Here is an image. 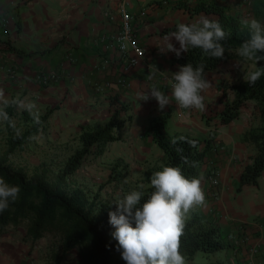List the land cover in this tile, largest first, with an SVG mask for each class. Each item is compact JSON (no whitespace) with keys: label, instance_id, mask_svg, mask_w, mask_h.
<instances>
[{"label":"crops","instance_id":"obj_1","mask_svg":"<svg viewBox=\"0 0 264 264\" xmlns=\"http://www.w3.org/2000/svg\"><path fill=\"white\" fill-rule=\"evenodd\" d=\"M158 1L0 0L3 14H11L16 25L20 24V28H15L17 31L9 33L7 50L0 52L12 54L19 79L30 87H39L34 77L36 71L58 73V79L44 92L84 110L91 120L106 119L120 103L129 107L139 124L166 115L168 135L206 137L210 129L207 118L212 110L216 114L221 108L219 99L215 102L212 98V88L203 93L204 112L192 110L189 114L178 109L175 101L161 111L155 99H139L140 94L153 86L169 94V72L179 70L172 62L175 53L159 52L162 36L173 32L170 29L180 23L195 22L202 14L211 16L191 12L181 5L173 7L172 3L154 5ZM121 4L133 15V27L145 50L134 66H128V56L120 55L114 38ZM142 11L144 15H140ZM173 43L179 48L178 42L173 40ZM209 73L205 72L207 79ZM150 74H154L153 79H148ZM216 126L215 144L201 165V186L204 164L214 159L219 173V193L216 198L206 196L207 207L198 209L196 215L203 214L206 222L218 225L222 236L236 235L234 246L221 250L226 259L247 264L251 258L255 264H264V171L257 185L238 189L240 172L255 153L253 145L242 140V134L251 127L250 114L241 113L231 122H218ZM250 249L255 252L251 253ZM0 257V264H32L36 256L28 243L3 238Z\"/></svg>","mask_w":264,"mask_h":264},{"label":"trees","instance_id":"obj_2","mask_svg":"<svg viewBox=\"0 0 264 264\" xmlns=\"http://www.w3.org/2000/svg\"><path fill=\"white\" fill-rule=\"evenodd\" d=\"M188 9L218 19L224 30L230 32V36L222 42L225 48L223 59L210 58L199 49L189 48L180 58L173 56L172 62L178 68L191 62L194 67L203 64L204 71L208 72L222 62L241 58L236 50L249 38V29L237 15L226 12L225 7L214 0L198 2ZM170 30L176 31L177 25ZM258 64L264 67V61ZM229 89L232 96L223 101V107L217 114L218 121L227 124L238 118L241 106L248 101L252 102L259 121L258 125L251 126L242 134V140L251 143L255 153L240 172V189L243 185H257L258 177L264 171V75L255 86L243 80L231 84ZM47 117L48 112L39 117L31 116L33 126L28 131L11 135L0 154V177L21 189L18 199L0 214V233L9 228H22V239L31 244L50 236L52 241L47 264H63L64 257L72 249L77 250L80 264H126L116 251L118 242L111 235L115 229L109 224L108 213L116 210L115 203L100 198L98 193H88L72 178L89 157L101 155L107 143L120 138L115 132L122 127L123 121L113 115L102 126L83 130L79 135L80 145L56 168L41 162L29 171L24 166L8 163L9 156L23 147L31 133ZM166 119V115L153 118L149 125L151 138L162 151V156L159 164L144 171L140 184L145 187L141 189L139 184L133 190L144 193L142 203L154 191L150 186V177L165 166L180 167L187 178L201 179V165L214 144L213 132L202 138L189 134L168 135L164 129ZM189 141H194L195 146ZM229 247L230 243L223 238L218 225L206 222L198 215L187 220L185 234L181 239V253L186 259H192L198 250L214 253ZM207 264L228 263L215 260Z\"/></svg>","mask_w":264,"mask_h":264},{"label":"rangeland","instance_id":"obj_3","mask_svg":"<svg viewBox=\"0 0 264 264\" xmlns=\"http://www.w3.org/2000/svg\"><path fill=\"white\" fill-rule=\"evenodd\" d=\"M199 1L159 0L154 5L172 3L173 7L181 5L189 10L188 8H192ZM216 2L224 6L226 12L237 15L241 20L255 18L264 23V0H218ZM191 4L193 6H190ZM1 13L0 51H5L7 50L6 46H8L6 39L9 33L17 31L15 28H20V24L16 25L17 22L11 14L5 15L3 11ZM144 14L145 12L142 11L140 15ZM10 55L12 54L9 52H0V154L4 151L6 142L11 135L28 131L33 126L31 116L39 117L48 112V117L31 133L23 147L16 149L9 156L8 163L24 166L29 171L41 162H46L51 168H56L80 145L79 135L83 130L102 126L113 115H116L117 120L123 121L122 127L115 132L120 138L107 143L101 155L89 157L83 163L72 176L76 183L88 193H98L100 198L115 203L140 184L146 169L160 163L161 151L152 140L149 128L153 118L150 122L139 124L136 119L134 120L129 107L119 103L118 108L111 113L112 116L110 115L106 119L91 120L86 113H83L84 110H77L76 106L73 107V104L68 101L63 102L59 96H47V93L44 92L45 89L55 81L40 83L37 74L45 71L34 73L35 81L39 86L37 89L28 86L23 82V79H19V74L15 69L17 63ZM260 67L262 66L254 64L252 61L235 58L220 63L216 69L210 71L208 80L212 83L211 88L214 92L212 98L214 101L219 99L220 109L223 107L225 98L232 96L229 86L243 81L246 72ZM217 112L215 114V111L212 110V114L207 118V123L210 125L208 134L213 132L215 141L217 136L216 125L219 122ZM241 113L250 114L251 126L258 125L257 113L251 102L248 101L241 106ZM204 170L202 189L205 196L216 198L219 193L220 182L214 159H210L204 164ZM196 213L197 210L192 212L190 217ZM202 216L204 215L201 214L199 217L204 220ZM23 233L22 228H9L6 232L0 233V239L8 238L13 242L28 243L32 254L36 256L32 264H47L48 249L52 238L46 236L31 244V242H25L22 239ZM223 238L230 243L228 249L234 246L233 240L224 235ZM222 251L204 253L198 250L192 259H186V264H207L215 260L236 264L226 259ZM12 263H14L13 260ZM63 264H80L76 249L67 253L63 259Z\"/></svg>","mask_w":264,"mask_h":264},{"label":"clouds","instance_id":"obj_4","mask_svg":"<svg viewBox=\"0 0 264 264\" xmlns=\"http://www.w3.org/2000/svg\"><path fill=\"white\" fill-rule=\"evenodd\" d=\"M241 23L249 29V38L236 50L238 56L254 64L264 61V23L255 18H245ZM229 36L230 32L224 30L218 19L202 14L195 22L180 23L176 31L163 35V44L158 49L162 55L172 52L177 58L189 48L199 49L207 57L223 59L225 48L222 42ZM173 40L178 42L179 48L175 47ZM204 69L203 64L194 67L191 62L179 66L177 72H169V94L153 86L140 94L139 99H155L161 111L175 101L178 109L187 110L189 114L192 110L204 112L203 93L212 87ZM262 75L264 67L246 72L244 81L255 86ZM153 77L154 74H150L148 79ZM189 143L195 146L194 141ZM201 184L200 178H187L180 167L165 166L150 177L154 191L143 203L142 191H131L115 202L116 210L108 213L109 224L115 229L111 235L118 242L116 251L126 264H186L181 253L186 222L192 212L207 207ZM144 187L139 185L141 189ZM20 191L19 186L0 177V214L18 199Z\"/></svg>","mask_w":264,"mask_h":264},{"label":"built area","instance_id":"obj_5","mask_svg":"<svg viewBox=\"0 0 264 264\" xmlns=\"http://www.w3.org/2000/svg\"><path fill=\"white\" fill-rule=\"evenodd\" d=\"M119 22L118 30L114 35L117 41V50L120 55L128 56V66L136 65L139 60L144 56L145 50L140 45L137 33L133 27V15L129 13L124 6H119ZM126 45V47H125ZM58 73L54 71L41 72L37 74V79L40 83H49L58 79ZM228 239L236 241V235L230 234ZM251 253L255 252V249H250ZM247 264H255L250 258L246 262Z\"/></svg>","mask_w":264,"mask_h":264}]
</instances>
